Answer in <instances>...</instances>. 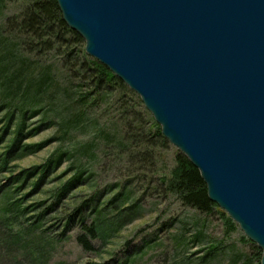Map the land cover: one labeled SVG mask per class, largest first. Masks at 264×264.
Listing matches in <instances>:
<instances>
[{
	"label": "water",
	"instance_id": "1",
	"mask_svg": "<svg viewBox=\"0 0 264 264\" xmlns=\"http://www.w3.org/2000/svg\"><path fill=\"white\" fill-rule=\"evenodd\" d=\"M262 251L264 0H56Z\"/></svg>",
	"mask_w": 264,
	"mask_h": 264
},
{
	"label": "rangeland",
	"instance_id": "2",
	"mask_svg": "<svg viewBox=\"0 0 264 264\" xmlns=\"http://www.w3.org/2000/svg\"><path fill=\"white\" fill-rule=\"evenodd\" d=\"M21 9L18 2L0 3V22L5 15H15ZM3 41L0 40V58L6 54ZM81 43L79 47L84 50L83 39ZM85 55L94 59L86 52ZM51 56L27 57L26 64L30 66L27 79L39 78L43 67L53 65L45 89L38 91V101L33 104L38 113L28 117L27 125L34 126L44 120L51 122L33 137L22 140V143L47 141L37 152L17 159L13 155L11 167L6 172L0 169V264H260L261 249L217 204L213 202L216 206L211 212H203L183 203L162 184L181 153L163 135V139L152 138L146 144L144 153L150 158L144 165L130 162L129 149L122 153L112 145L104 147L103 131H112L113 121L125 123L127 118L132 119L131 115L138 118L139 113L144 121L152 117L134 91L125 84L126 90L114 84L107 99L94 103L80 101L76 82L65 77L63 68ZM35 60L38 64L33 67L31 63ZM122 93L129 117L128 114L124 117L114 98ZM6 104L16 102L6 100ZM145 124L158 125L154 119ZM2 145L0 141V148ZM60 150L66 152L60 166L34 192H31L32 179L21 189H14L12 180L7 179L12 170L41 164ZM78 169H84L83 184L42 213L55 199L59 179L55 177L63 171L68 177ZM121 188L132 190L128 199L137 203L135 213L119 223L125 214L118 213L122 205L106 206L98 220L107 222L99 224V230L91 237L81 228V216H84L83 224L92 226L94 213ZM24 193L28 195L22 199L20 208L34 206L28 210H10L9 204L22 198ZM76 207L80 210L74 214ZM111 208L116 209L114 213H110ZM71 215L73 220L65 227ZM83 232L93 249L85 250L77 240Z\"/></svg>",
	"mask_w": 264,
	"mask_h": 264
},
{
	"label": "trees",
	"instance_id": "3",
	"mask_svg": "<svg viewBox=\"0 0 264 264\" xmlns=\"http://www.w3.org/2000/svg\"><path fill=\"white\" fill-rule=\"evenodd\" d=\"M6 2H18L22 9L15 15H5L0 22V40H4L3 44L5 45L2 48L6 52L0 58V113H2L0 117V141L3 144L0 148V169L5 170V172L7 168L11 167L13 155L17 159L35 153L47 142L22 143V140L33 137L43 126L51 122L44 120L34 126L27 125L28 117L38 113L33 104L38 101L37 97L40 94L38 91L45 89V82L49 78L53 66L48 64L45 66L46 68L43 67V72L39 71V73L41 72L39 78L27 79V76H30V66L26 64L29 55L39 59L51 54L55 62L63 68L65 77L76 82L80 90L77 92L80 101L101 102L111 95L114 84H118L121 89L126 90L124 83L107 67L95 59L86 58L84 50L79 47V44H82V38L63 21L56 0H0L1 4ZM37 62L38 60H35L31 65L34 64L33 67H36ZM66 95L67 92L63 94V96ZM114 98L117 106L119 104L118 108L126 117L130 111L126 108L128 104L125 94H119L118 97L114 95ZM6 100L15 101L16 104H6ZM132 113L136 114L134 111ZM136 115L138 118L131 115L132 119L127 118L125 123L120 124L113 121L112 131H103L106 142L104 147L108 148L112 145L122 153H125V149H129L130 162L144 165V162L150 158V155L147 156L144 153L146 144L151 142L152 138L160 137L163 139V136L158 125L145 124V122L152 120V117L149 116L144 121L140 113ZM144 125H146V129L143 127ZM65 154V151L60 150L49 156L41 164L31 165L16 171L12 170L7 179L12 180L15 185L14 189H21L27 180L32 179L31 192H34L43 184L50 173L60 166ZM83 170L78 169L68 177H65L66 171H63L55 177L59 178L58 183H56L57 188L54 190L55 199L42 213L51 209L60 199L68 197L76 187L83 184ZM162 184L168 191L179 196L183 203L195 206L203 212H211L212 208L216 206L207 197L205 183L200 177L199 171L181 153L178 154L175 168L169 176L162 180ZM125 190L121 188L114 192L101 209L94 213L95 221L92 226L83 224L84 216L82 215L80 225L83 231H87L91 237L95 236V231L99 230V224H106L107 222L106 219L100 222L98 220V217L101 218V213H105L104 208L106 206L122 205L118 213L123 212L125 214L120 221H117L119 223L131 218V213H135L137 203L129 202L128 197L132 190ZM27 193H24L22 198L12 201L9 204L11 207L9 209L22 211L34 206L33 204L20 208L22 199L28 195ZM5 196L8 197L7 192ZM79 210L80 207H76L74 214ZM115 210L111 208L109 211L114 213ZM73 217L74 215L69 216L65 227L69 225ZM77 240L85 250L93 249L84 232L78 234ZM139 249L140 247L136 250ZM208 252H211V249ZM201 259H204L203 255Z\"/></svg>",
	"mask_w": 264,
	"mask_h": 264
}]
</instances>
